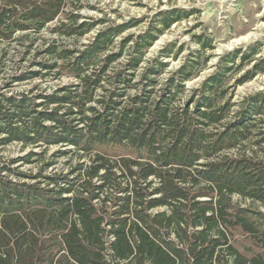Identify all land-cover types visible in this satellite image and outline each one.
I'll return each instance as SVG.
<instances>
[{
	"label": "trees",
	"instance_id": "1",
	"mask_svg": "<svg viewBox=\"0 0 264 264\" xmlns=\"http://www.w3.org/2000/svg\"><path fill=\"white\" fill-rule=\"evenodd\" d=\"M71 2L0 0V43L19 42L20 62L31 60L0 91V150L31 149L0 167V264H264V210L232 200L264 207V92L233 115L228 97L264 73V41L221 54L189 87L211 36L194 34L199 48L177 68L184 44L147 53L193 8L161 10L160 26L136 34L139 20L85 18ZM65 77L53 90L9 91ZM53 147L36 172L12 167ZM62 157L68 167L55 166Z\"/></svg>",
	"mask_w": 264,
	"mask_h": 264
},
{
	"label": "rangeland",
	"instance_id": "2",
	"mask_svg": "<svg viewBox=\"0 0 264 264\" xmlns=\"http://www.w3.org/2000/svg\"><path fill=\"white\" fill-rule=\"evenodd\" d=\"M69 3V8L75 6L80 7L79 12L83 17H92L96 19L106 18L110 22L121 23L124 21L139 20L137 26L129 29L128 32L136 34L143 33L151 26H160L159 19L156 14L161 10L170 8H186L194 9L195 13L187 19H183L174 23L169 29H166L159 35L157 41L148 50V57L157 55L160 49L168 42L177 41L178 45L184 44L185 50L182 55L176 59L171 60V68H177L184 61L185 56L190 50L198 49V43L192 39L194 34L206 33L213 39L214 49L208 50L207 54L212 55L207 67L201 74L188 81L189 87L198 86L208 75L214 70V65L221 54L238 47L247 49L258 41H264V0H72ZM84 18V19H85ZM102 26H98L100 28ZM97 29L93 30L82 41L87 42L88 39L95 35ZM20 34V33H19ZM246 36V37H245ZM45 37H50L48 31H45ZM41 41V40H40ZM39 41V42H40ZM38 42V43H39ZM24 46L19 42H13L10 45L0 43V58L4 52V75L5 78L0 77V91H5L4 83L8 76L19 73L30 67L31 60L20 62V55ZM264 52V46L263 51ZM34 54L32 52L30 56ZM259 54V55H261ZM258 55V56H259ZM241 73H237L239 77ZM71 78H62L60 80L48 79H34L17 84L13 87V93L27 91L33 89L34 91L40 89L53 90L60 85H66L72 82ZM234 80H231V84ZM259 92H264V73L258 74L254 79L242 85L229 88L228 97L232 95V102L234 103L233 113L240 109V103L244 98L255 95ZM264 119V115L260 117ZM255 140V139H254ZM248 143H246L247 145ZM246 147V148H245ZM244 147V151L249 152L248 146ZM57 147L50 148L44 159L40 163H24L19 161L12 164L13 168H18L20 171L31 173L36 172L43 162L54 153ZM257 149V147H254ZM30 148L23 149L21 144L13 143L0 150V167L5 163H9L11 159L17 158L26 154ZM40 151L39 148L34 149ZM242 152V149H235L228 152L230 155H237ZM68 157H62L57 160L55 166L68 167ZM75 160V159H74ZM232 200L244 205L259 207L264 210V207L259 202H253L251 199H244L238 195H233Z\"/></svg>",
	"mask_w": 264,
	"mask_h": 264
},
{
	"label": "bare ground",
	"instance_id": "3",
	"mask_svg": "<svg viewBox=\"0 0 264 264\" xmlns=\"http://www.w3.org/2000/svg\"><path fill=\"white\" fill-rule=\"evenodd\" d=\"M246 37V36H245Z\"/></svg>",
	"mask_w": 264,
	"mask_h": 264
}]
</instances>
